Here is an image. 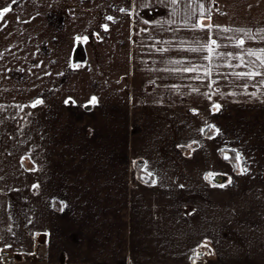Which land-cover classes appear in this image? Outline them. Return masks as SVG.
<instances>
[{"label":"crops","instance_id":"crops-1","mask_svg":"<svg viewBox=\"0 0 264 264\" xmlns=\"http://www.w3.org/2000/svg\"><path fill=\"white\" fill-rule=\"evenodd\" d=\"M144 3L0 20V264H264V0Z\"/></svg>","mask_w":264,"mask_h":264},{"label":"snow or ice","instance_id":"snow-or-ice-1","mask_svg":"<svg viewBox=\"0 0 264 264\" xmlns=\"http://www.w3.org/2000/svg\"><path fill=\"white\" fill-rule=\"evenodd\" d=\"M18 0H11V4H9L8 6L6 7H3L2 9H0V20H3L6 16V14L10 13L13 11V8H12V5L14 4H17ZM150 0H145V3L142 5L143 7H147L148 4H149ZM158 2L160 4H163L165 6H168V5H171L173 7V11L171 14H175V11H176V6L179 5L180 3L183 2V0H158ZM213 3H215V0H213ZM136 8H137V5H136V0H132V12H129V14L131 15L133 12H135L137 15H138V12H136ZM199 8H200V12H201V16L200 18L197 20L196 23L194 24H191V28L193 30H196V29H199L201 31H204L208 34H211L212 32V29L216 26L214 25H211V24H208V25H205L203 23V19L205 18L204 17V6L201 4L199 5ZM120 11L122 12H125L126 10L121 8ZM108 20H113V17L109 16L107 17ZM207 19H211V14H210V10L208 12V15H207ZM145 23H149L148 21H145ZM169 23H171V21H169ZM105 29L107 30V25H104ZM224 32H228V31H232L231 29H223ZM235 31H242V30H235ZM77 41H80V40H83L84 42H87L88 40V37H76L75 38ZM208 40H210V44L208 43V41L206 40L204 44H202L199 48L197 49H193L194 51H203L205 48H207L208 52H209V56H206L205 59H211V53L214 51L212 45H215L216 47H219V45L217 44V41L215 39H212L211 38V35L208 36ZM245 43V41L243 39H240L238 40L237 42V46H243ZM262 53H264V49L261 50ZM220 55H224V53H221ZM227 55H231V53H228ZM248 55H255L254 52H252L251 50L248 51ZM259 58V57H258ZM262 63H264V61H262ZM76 67H79V65H76ZM196 70V66H193L191 68H185L184 71L186 72H190V71H195ZM211 73V69H207L206 71V75H210ZM238 76H253V75H259V73H238L237 74ZM68 101H65V103H67ZM43 103L42 100H39L37 99L36 101H34V103L32 104V107H35L36 105L38 104H41ZM90 104H93L95 105L97 103V100H96V97H92L89 101ZM214 107L216 109H219L220 105L219 104H216L214 105ZM208 128L209 130H212V129H215V131L218 133L219 132V129L216 128L215 125H211L209 124L208 125ZM204 129H201V132H203ZM211 138V137H209ZM188 147H191V145H188ZM235 151V150H233ZM226 160L227 159H230V157H228L227 155H225L224 157ZM235 160L236 161H240L241 160V155L239 152H236V155H235ZM242 173L243 171H246V169H242L241 170ZM211 175V174H210ZM229 182H230V178H229Z\"/></svg>","mask_w":264,"mask_h":264},{"label":"built area","instance_id":"built-area-1","mask_svg":"<svg viewBox=\"0 0 264 264\" xmlns=\"http://www.w3.org/2000/svg\"><path fill=\"white\" fill-rule=\"evenodd\" d=\"M1 253L3 260H9L14 257L13 250L11 248H5Z\"/></svg>","mask_w":264,"mask_h":264},{"label":"water","instance_id":"water-1","mask_svg":"<svg viewBox=\"0 0 264 264\" xmlns=\"http://www.w3.org/2000/svg\"><path fill=\"white\" fill-rule=\"evenodd\" d=\"M79 53H81V51L78 49V50L76 51V55L79 54ZM78 58H80V57H78ZM82 60H83V59H82Z\"/></svg>","mask_w":264,"mask_h":264}]
</instances>
